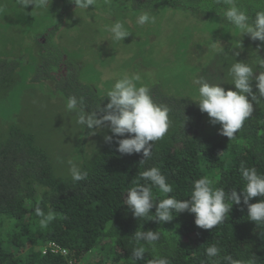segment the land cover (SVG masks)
Listing matches in <instances>:
<instances>
[{"label": "trees", "instance_id": "1", "mask_svg": "<svg viewBox=\"0 0 264 264\" xmlns=\"http://www.w3.org/2000/svg\"><path fill=\"white\" fill-rule=\"evenodd\" d=\"M107 1L112 2L96 0L89 11L95 12ZM237 2L248 10L250 20L255 12L264 10V0ZM123 3L135 11L162 7L182 10L198 19L209 21L211 17H219L228 22L224 15L228 5L217 3V0H114L109 9L118 5V9L125 10ZM69 5L70 2H65L61 13ZM61 19L41 34L43 38L38 41L41 53L32 58L38 63L28 62L29 68H33L30 85L41 86V82L48 81L66 102L70 96L83 97L84 104L77 109L87 116L99 104L104 107L108 99L106 95H97L87 84L79 83L75 65L55 48L53 39ZM247 39L254 55L264 59V44L249 36ZM80 51L86 53V50ZM6 58L0 57V96L12 92L20 82L17 69L21 64ZM211 58L198 73V79L200 76L210 84H222L226 90H234L229 71L232 64L244 61L254 69L252 84L257 100L253 102V113L231 140L219 134V130L211 132L206 128L208 115L199 110L190 95L176 92L167 84L150 85L148 89L153 100L170 109L169 130L154 142L151 158L141 164L142 152L119 153L115 140L125 137H114L113 142L108 143L104 137L113 134L110 130L105 132L104 128L95 130L97 140L90 148L91 130L80 124L85 131L78 150L85 157L78 167L86 170L88 176L77 182L73 181L70 168L64 165L75 146L68 141L55 143L62 136L55 127L56 120H52L51 125L43 124V130L31 123L26 127L16 123L2 125L0 264H148L156 255L168 258L170 264H212L205 249L214 243L221 248V256L231 255L243 260L254 254L257 264H264V224L257 225L249 220L243 198L240 205H233L224 223L213 229L197 227L195 215L187 211L174 213L173 220L165 223L135 218L123 203L128 189L137 183H146L140 173L153 166L161 169L173 187V192L167 195L178 200L189 199L193 182L203 176L212 179L217 188H224L226 192L236 188L239 193L245 183L239 171L242 162L264 174V97L255 88V76L264 72V68L248 60L241 49L223 48ZM61 129L65 130V125ZM153 193L155 201L166 198L158 188L154 187ZM259 199L255 197L249 203ZM37 208L45 216L49 211L54 213L55 218L47 227L40 226L42 217L36 214ZM150 211L154 217L156 206ZM140 230L159 231L160 239L153 242L154 250L153 244L141 241L146 248L145 256L134 262L131 251L135 245L130 241ZM49 242L57 244L66 256L42 254L39 248Z\"/></svg>", "mask_w": 264, "mask_h": 264}, {"label": "rangeland", "instance_id": "2", "mask_svg": "<svg viewBox=\"0 0 264 264\" xmlns=\"http://www.w3.org/2000/svg\"><path fill=\"white\" fill-rule=\"evenodd\" d=\"M65 2L70 0H52L49 8H42L36 0V6L25 8L20 0H0V57L21 64L17 69L20 82L12 92L0 96V127L8 123L26 127L31 123L43 130V124L51 125L52 120H56L55 127L62 136L55 143L68 141L75 146L65 167L71 168L70 161L78 166L85 157L78 150L85 131L78 123L82 113L78 109L68 110L64 97L52 83L46 81L41 82V86H31L29 79L33 68L28 64L38 63L37 59H32L39 53L38 39L60 17L53 39L55 48L76 66L79 83L92 87L99 96L106 95L122 76L138 75V86L167 84L168 88L174 87L176 92L196 100L198 85L194 81L200 80V71L217 51L228 47L241 49L248 60L257 64L258 57L249 47L248 35L240 34L234 25L219 17L207 21L182 10L162 7L135 11L124 3L125 10L118 9V5L109 9V5L102 13L98 12L100 9L95 12L87 9L74 15L76 7L71 6V2L61 13ZM145 12L155 17V22L138 24V16ZM117 21L130 33L123 41L114 40L110 31ZM80 50L86 53L81 54ZM17 54L18 59L14 61L12 56ZM205 122L211 132L221 127L212 125L208 116ZM64 125L65 130H62ZM96 140L95 135L88 137L90 148Z\"/></svg>", "mask_w": 264, "mask_h": 264}, {"label": "clouds", "instance_id": "3", "mask_svg": "<svg viewBox=\"0 0 264 264\" xmlns=\"http://www.w3.org/2000/svg\"><path fill=\"white\" fill-rule=\"evenodd\" d=\"M22 6H36V0H20ZM52 0H39V6L49 8ZM76 8L87 10L93 6L95 0H70ZM225 3L228 7L224 11L227 20L239 30L240 34H246L251 40H259L264 44V10L255 12L253 18L249 17L248 10L238 5L237 0H217V3ZM155 22V17L147 12L137 18V23L144 25ZM113 39L123 41L130 33L124 28V24L117 21L110 29ZM215 47V45H214ZM241 47V42H239ZM237 56L240 53H236ZM257 65L264 68V59L258 58ZM232 77V88L225 89L222 84H210L200 79L194 83L198 87L196 104L202 113H207L209 122L212 125H221L219 134L226 136L229 140L234 139L244 121L253 113V102L257 100L256 92L253 91V66L244 61H236L230 68ZM140 77L124 75L117 79L110 90L107 91L108 103L101 107L99 104L95 111L87 116L81 114L78 123L85 125L96 134V129L108 128L113 135L105 136L106 142H113L114 137H125L116 139L117 151L121 154L132 155L142 152L143 159L151 158L152 148L155 141L162 139L170 127V109L156 103L145 85L137 82ZM255 88L261 97H264V72L255 76ZM84 104V98L76 96L67 98L66 108L75 110ZM82 111V108H81ZM127 134V135H126ZM134 134V135H133ZM70 173L73 181L85 180L88 176L86 170H82L72 162ZM244 186L237 192L233 188L226 192L224 188L214 186V181L208 176H203L193 182V190L190 198L178 200L175 196L167 195L173 192V187L167 182V177L159 167H151L140 173V177L146 182L141 185L137 183L128 189L124 204L132 212L135 218H148L158 220L160 223L170 222L182 212H189L195 215L194 223L202 229H213L224 223L233 205L243 204L247 206V217L257 225L264 224V174L258 173L255 167H247L242 162L239 168ZM166 194V198L159 201L154 200L153 188ZM260 197L255 203H249L253 198ZM156 206L155 216L152 217L151 209ZM36 214L42 219L41 227H47L55 215L53 212L45 216L44 212L36 209ZM175 215V216H176ZM134 247L131 251L132 260L144 259L146 248L140 244L144 241L153 244L160 239L159 231H136L132 236ZM206 256L212 264H257V257L252 254L247 259H234L231 255L221 256V248L217 244H211L205 249ZM148 264H170L168 258L156 255L148 261Z\"/></svg>", "mask_w": 264, "mask_h": 264}, {"label": "built area", "instance_id": "4", "mask_svg": "<svg viewBox=\"0 0 264 264\" xmlns=\"http://www.w3.org/2000/svg\"><path fill=\"white\" fill-rule=\"evenodd\" d=\"M40 251H41L42 254H45L46 252H50V253H53V254H61L64 257L66 256V252L63 249H61L54 242H49L45 246L41 247Z\"/></svg>", "mask_w": 264, "mask_h": 264}, {"label": "flooded vegetation", "instance_id": "5", "mask_svg": "<svg viewBox=\"0 0 264 264\" xmlns=\"http://www.w3.org/2000/svg\"><path fill=\"white\" fill-rule=\"evenodd\" d=\"M101 1H105V0H101ZM117 1H118V0H117ZM106 5H107V6H109V5L111 6V5H112V2H111V1H107L106 4H105V3H102L101 6H99V8H98V9H100L98 12H99V13H102V11L104 12V11L108 10V7L105 8ZM77 10H78V12H79V11L84 10V9L76 8V9L74 10V12H76ZM42 38H43V36L41 35V36L39 37L38 41L41 40ZM38 44H39V42H38ZM39 45H40V44H39ZM39 45L37 46V51H38V49H39ZM39 53H41V47H40V49H39ZM39 53H36V56H37V57H38ZM17 56H18V54H17V55H14V56H12V57L17 58ZM19 57H20V56H19ZM75 67H76V66H75ZM76 69H77V68H76Z\"/></svg>", "mask_w": 264, "mask_h": 264}]
</instances>
